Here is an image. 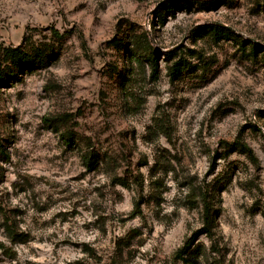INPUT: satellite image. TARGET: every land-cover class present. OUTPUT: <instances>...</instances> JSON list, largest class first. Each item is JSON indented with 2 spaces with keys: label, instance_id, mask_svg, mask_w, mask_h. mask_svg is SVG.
<instances>
[{
  "label": "rangeland",
  "instance_id": "obj_1",
  "mask_svg": "<svg viewBox=\"0 0 264 264\" xmlns=\"http://www.w3.org/2000/svg\"><path fill=\"white\" fill-rule=\"evenodd\" d=\"M166 1L0 0V52L50 57L0 86V264H174L210 193L215 239L196 245L219 264H264V54L242 49L264 47V0H192L209 4L161 23ZM210 25L236 37L194 34ZM145 35L192 68L173 81L161 57L156 77L130 62ZM65 116L77 148L47 121Z\"/></svg>",
  "mask_w": 264,
  "mask_h": 264
},
{
  "label": "trees",
  "instance_id": "obj_2",
  "mask_svg": "<svg viewBox=\"0 0 264 264\" xmlns=\"http://www.w3.org/2000/svg\"><path fill=\"white\" fill-rule=\"evenodd\" d=\"M194 4L203 9L209 3L203 1L195 2L192 0H168L156 10L155 17L163 23L166 18V14L173 15L175 11L189 9ZM218 5V2L214 3L213 7H217ZM202 33L210 35L217 40L236 37L234 32L217 25H210L206 28H198L194 32V34L198 36ZM129 47L130 46L125 47L128 53L127 57L129 61L131 62L133 58L138 62L146 60L151 65L153 77L158 75L160 69V57L166 62L168 75L173 81L179 79L184 72L192 68V65L186 59L178 56L179 52L177 50L167 51L164 53L156 51L152 47L151 42L148 40L146 35L145 43L141 45V49L136 48L135 50H131ZM242 47L244 51H249L250 54H264V47L258 44L243 43ZM49 59V52L43 46L31 47L29 49H25L22 46L3 49L0 52V86H5V84L9 81L17 79L21 74L26 71H30L34 67H45L49 63ZM47 121L51 125L52 131L58 133L68 146L74 148L78 147V143L74 141L76 134L67 127L69 119H67L66 116L47 119ZM234 146L240 151V153L247 155L251 161H256L250 147L243 143H235ZM83 160L85 165L89 167L90 170H95L98 160L94 159L93 152L88 149L83 151ZM114 183L126 186L125 180L121 178H116ZM201 201L202 228L175 252L173 256L174 264H178L180 262L182 264H202V262H204V264H219V257L215 255V247L212 246L209 253L203 246L196 245V242L197 238L201 235L207 236L212 241L215 239L217 222L221 214L220 202L216 200L215 193H210L209 195L206 194ZM137 209H139V204H137ZM12 230L11 225L7 227V231L11 235L14 233ZM16 237L17 238H15L14 241L21 242L23 241L24 235L23 233L16 234Z\"/></svg>",
  "mask_w": 264,
  "mask_h": 264
}]
</instances>
